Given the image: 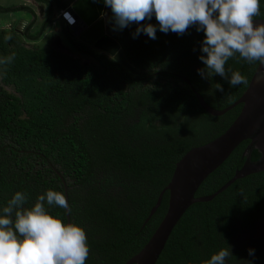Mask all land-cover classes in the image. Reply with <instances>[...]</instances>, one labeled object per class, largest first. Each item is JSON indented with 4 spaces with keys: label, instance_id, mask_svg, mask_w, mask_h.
I'll list each match as a JSON object with an SVG mask.
<instances>
[{
    "label": "trees",
    "instance_id": "trees-1",
    "mask_svg": "<svg viewBox=\"0 0 264 264\" xmlns=\"http://www.w3.org/2000/svg\"><path fill=\"white\" fill-rule=\"evenodd\" d=\"M37 1L46 11L36 30L30 31L31 25L22 32L0 28V57L15 53L12 64L0 66V209L16 191L27 194L25 207L47 190L59 191L68 198L70 222L86 232V264H123L162 219L168 191L146 221L175 163L191 147L223 133L240 112L242 104L213 116L201 107L194 90L213 108L223 109L248 84L232 87L218 75L201 78L197 69L204 67L198 58L204 33L195 27L183 35L157 28L155 39L144 33L133 38L136 24L122 30L109 27L137 74L79 41L60 20V36L70 49L66 52L49 42L53 32L44 33L52 24L54 2ZM260 13L254 19L264 18V0ZM144 23L157 21L153 17ZM42 34L43 43H27ZM258 64L237 55L225 67L249 83ZM216 83L223 92L214 89ZM248 143L242 141L195 196L211 194L227 182L243 165ZM259 156L253 148L251 160ZM46 207L66 223L64 209ZM263 217L260 171L234 180L210 200L191 204L155 264H205L227 245L233 255L227 264H264L259 245L231 246L241 230Z\"/></svg>",
    "mask_w": 264,
    "mask_h": 264
},
{
    "label": "clouds",
    "instance_id": "clouds-1",
    "mask_svg": "<svg viewBox=\"0 0 264 264\" xmlns=\"http://www.w3.org/2000/svg\"><path fill=\"white\" fill-rule=\"evenodd\" d=\"M103 3L111 10L113 30L137 25L133 38L144 33L155 39L157 28L177 35L192 27L197 32L203 31L202 55L198 58L204 67L197 69L203 79L218 75L232 87L247 85L248 79L240 72L226 70L227 62L237 55L249 64L264 66V23L254 24V18L261 14L260 0H103ZM61 9L54 5L55 15ZM153 17L156 25L144 23ZM60 20L65 23L61 17ZM72 26V31L69 30L72 34L80 28ZM109 58L115 61L116 54ZM14 59L15 53L0 57V66L10 65ZM258 82H264V78ZM214 89L224 91L219 83ZM27 200L26 193L16 191L0 209V264H86L90 247L84 229L75 223H64L46 207L57 206L70 215L66 197L59 191L47 190L31 207H25ZM248 253L254 255V250L249 249ZM231 256L227 245L212 254L205 264H227Z\"/></svg>",
    "mask_w": 264,
    "mask_h": 264
},
{
    "label": "water",
    "instance_id": "water-1",
    "mask_svg": "<svg viewBox=\"0 0 264 264\" xmlns=\"http://www.w3.org/2000/svg\"><path fill=\"white\" fill-rule=\"evenodd\" d=\"M52 1L56 9L70 5L69 11L77 20L75 25L81 28L73 34L77 35L82 43L108 56L116 54L115 61L122 67L132 74L139 72V69L128 61L119 42L108 33L106 21L101 16L105 6L103 0H73L70 4L61 0ZM256 23H264V18L254 19V24ZM72 27L66 26L70 31ZM261 78H264V66L258 64L244 92L223 109L213 108L200 93L194 90L201 107L213 116L221 115L232 107L242 104L240 112L223 133L203 144L191 147L175 163L171 178L160 191L146 221L160 205L164 191H168L167 208L162 219L144 246L123 264H155L173 227L191 204L212 199L238 178L255 172H264V82H258ZM246 139H249V143L243 151L246 157L243 165L213 193L195 196L203 180ZM253 148L260 153L257 160L250 158ZM65 197L68 202L66 195ZM65 215L66 223H70L66 211Z\"/></svg>",
    "mask_w": 264,
    "mask_h": 264
},
{
    "label": "rangeland",
    "instance_id": "rangeland-1",
    "mask_svg": "<svg viewBox=\"0 0 264 264\" xmlns=\"http://www.w3.org/2000/svg\"><path fill=\"white\" fill-rule=\"evenodd\" d=\"M0 1H3V0H0ZM14 2H23V0H14ZM34 2H35V0H34ZM0 4H3V3L0 2ZM34 6H35V9L38 11V13L41 14L42 12H40L41 11L40 7H38L37 5H34ZM12 10H14V12H12ZM2 11L3 10H0V23H2V24H5L6 22L10 21L12 18H15L17 20L24 19L27 22L32 20V13L27 9L8 8L4 11L5 13H2ZM10 13L13 15H10ZM104 18L106 19V23H107V30L109 27L111 29H113V26H112L111 21H110V15H105ZM37 20L38 21L42 20L40 15H39V18H37ZM32 29L33 28L31 27L30 31H32ZM47 29H51V31H53L54 34L57 32V35L55 34V36L49 42L54 47H57L59 49H62L64 51L70 53V49H68V46L66 45L65 39L63 40L61 38V36H60L61 33H60V31H58L57 26L54 24L49 25L47 27ZM71 35L74 36L72 33H71ZM77 39H78V37H77ZM44 41H45V38H44V35L42 34V36L39 39H37V41H35V42L27 41V43H29V44L30 43L41 44ZM81 60L83 62H86V59L84 57H82ZM234 243L236 246H248V245L256 244V245H259L261 250H264V217L261 218L260 220H258L253 226H250L248 228L241 230L240 233L235 237Z\"/></svg>",
    "mask_w": 264,
    "mask_h": 264
},
{
    "label": "crops",
    "instance_id": "crops-1",
    "mask_svg": "<svg viewBox=\"0 0 264 264\" xmlns=\"http://www.w3.org/2000/svg\"><path fill=\"white\" fill-rule=\"evenodd\" d=\"M0 2L3 3V4H0V7H1L0 10H3L2 13H5L4 12L5 9H8V8L27 9L32 13V20L29 22H27L24 19L17 20L15 18H12L10 21L6 22L5 24L0 23V28H13V27H15L16 29L19 30V32H22L23 29H25L27 26L31 25L30 28L32 27L33 28L32 31H34L37 29V27L39 26L41 21L45 18V11H46L45 5L43 3L37 1V0H35V2H34V0H23V2H14V0H3ZM34 5H37L38 7H40V9H41L40 12H42L41 14L38 13V11L35 9ZM26 7H29V9ZM12 12H14V10H12ZM10 15H13V14L10 13ZM39 15L42 19L41 21L37 20V18H39ZM51 23H52L51 25H53V24L56 25L58 28V31H60V26H59L60 17L58 14L55 15V13H53ZM45 32H46V34H49V33H52L53 31H51V29L46 28L44 30V33ZM55 34L57 35V32ZM53 36H55V35H53Z\"/></svg>",
    "mask_w": 264,
    "mask_h": 264
},
{
    "label": "built area",
    "instance_id": "built-area-1",
    "mask_svg": "<svg viewBox=\"0 0 264 264\" xmlns=\"http://www.w3.org/2000/svg\"><path fill=\"white\" fill-rule=\"evenodd\" d=\"M69 9H70V5H67L65 8L59 11V15L65 21L66 24H67L66 21H68L69 22L68 25L72 26L73 24H75V18L72 15V13L69 11Z\"/></svg>",
    "mask_w": 264,
    "mask_h": 264
},
{
    "label": "flooded vegetation",
    "instance_id": "flooded-vegetation-1",
    "mask_svg": "<svg viewBox=\"0 0 264 264\" xmlns=\"http://www.w3.org/2000/svg\"><path fill=\"white\" fill-rule=\"evenodd\" d=\"M105 8H106V6H104V8H103V10H102L103 15H110V14H107ZM103 11H104V12H103ZM110 16H111V15H110ZM231 246H233V247L235 246L234 241L232 242V245H231Z\"/></svg>",
    "mask_w": 264,
    "mask_h": 264
}]
</instances>
